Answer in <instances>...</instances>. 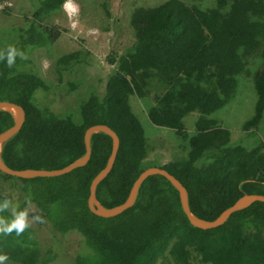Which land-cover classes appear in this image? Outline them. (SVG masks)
Here are the masks:
<instances>
[{
    "label": "trees",
    "instance_id": "1",
    "mask_svg": "<svg viewBox=\"0 0 264 264\" xmlns=\"http://www.w3.org/2000/svg\"><path fill=\"white\" fill-rule=\"evenodd\" d=\"M65 1L39 0L24 25L11 37L0 38V51L15 45L28 57H17L12 68L0 61V100L15 102L25 112L20 130L2 145L6 165L61 168L84 154L87 127L106 124L117 133L119 148L110 172L96 189L105 207L122 203L148 166L162 167L175 176L187 189L191 211L203 219L216 218L243 194L264 195V135L251 129L257 128L264 114V0H231L227 9L226 0L205 10L182 0L135 8L131 14L135 40L120 53L106 56L113 68L104 93L91 90L79 102V121L73 112L56 114L39 105L35 97L38 90L48 89L38 70V51L50 48L61 31L43 22L61 13ZM257 49L262 62L254 75L253 114L243 124L244 138L231 141L230 131L210 114L234 94L236 76L245 68L241 52L250 55ZM84 61V51L75 50L58 57L56 66L63 71ZM152 92L154 105L148 108V117L157 126L186 136L184 116L199 111L186 158L162 165L145 163L146 137L129 96L146 97ZM12 124L11 114L0 110V132ZM245 139L255 142L246 145ZM90 145L88 162L60 176L26 179L0 172L3 179L22 183L19 205L24 208L30 198L36 206L31 216L41 215L62 235L78 233L81 247L72 264H155L160 257V264H191L194 255L198 261L193 264H264L261 201L233 212L217 227L200 229L187 220L171 183L161 175H150L130 208L112 217L92 213L87 205L89 185L106 164L111 138L94 133ZM5 237L18 246L8 252L0 249V254L35 264L38 240L33 226L21 236L0 235V240Z\"/></svg>",
    "mask_w": 264,
    "mask_h": 264
},
{
    "label": "rangeland",
    "instance_id": "2",
    "mask_svg": "<svg viewBox=\"0 0 264 264\" xmlns=\"http://www.w3.org/2000/svg\"><path fill=\"white\" fill-rule=\"evenodd\" d=\"M164 1L166 0H71L66 10V0L61 13L51 14L43 22L57 26L61 31L50 48L40 49L37 54L38 70L48 83V89L36 92L37 103L56 114L73 112L75 119L79 121V102L91 90L100 96L104 93L107 76L113 68L107 63L106 56L110 52L120 53L135 40V30L131 25L133 10L139 6H157ZM182 1L203 10L218 6V0ZM230 3L231 0H226L224 8H229ZM38 4L39 0H0V38L7 34L11 37L13 30L27 22L34 5L36 7ZM75 50L84 51L85 61L70 69L59 71L56 66L57 58ZM241 56L245 68L236 76L234 94L223 107L210 114L221 127L230 131L231 141L242 139L247 134L243 124L253 114L256 100L254 75L262 62L260 49L250 55L241 52ZM152 86L153 90L159 88L157 83ZM129 105L140 121L146 137L145 163L162 165L188 156V137L195 130V123L200 115L198 110L184 116L183 127L186 136H182L174 129L157 126L150 121L148 108L154 105V92L146 97L131 94ZM251 129L257 130L260 136L264 135V114L257 128ZM244 141L246 145L255 142L247 139ZM21 186L22 183L18 180H5L0 177V196L7 194L20 204ZM32 209L30 213L36 211L34 204ZM45 221L32 224L38 240L35 264H72L81 247L78 233L69 232L62 235ZM17 246V241L13 238L5 237L0 240V249L3 252ZM160 259L162 261L161 257ZM160 259L158 258L155 264H160ZM197 261L198 258L194 255L191 264ZM5 264L21 263L8 258Z\"/></svg>",
    "mask_w": 264,
    "mask_h": 264
},
{
    "label": "water",
    "instance_id": "3",
    "mask_svg": "<svg viewBox=\"0 0 264 264\" xmlns=\"http://www.w3.org/2000/svg\"><path fill=\"white\" fill-rule=\"evenodd\" d=\"M0 110L6 111L9 114H11L12 119H13V124L7 129L0 132V147H2V145L8 139H10L13 135H15L20 130L25 120V112L21 105L15 102H12V101H8V100H0ZM98 132H103L107 134L108 136H110L111 149H110V153L107 158L106 164L92 178L90 185H89V195L87 198V205H88L89 210L97 216L112 217L130 208L136 201L138 191H139V188L142 182L150 175H161L165 177L171 183V185L178 192L179 202H180V205H181V208L184 214L187 217V220L192 226L200 228V229H210V228L217 227L223 224L233 212L246 208L255 201L264 202V195L256 194V193H246L240 196L232 205L222 210L216 218L212 220L203 219L191 211L189 207V202H188L187 189L175 176H173L171 173H169L166 169L162 167L148 166L144 170H142L140 174L137 176V178L133 181L131 188L129 190V193L126 199L122 203L112 206V207H105L97 199L96 189H97V185L110 172L113 166L118 148H119V137L117 133L106 124H94V125L87 127L83 135V141L85 145L84 154L76 158L75 160H73L71 163L61 168H57V169H36V168L14 169L5 164V162L2 159L1 150H0V172L11 175L13 177L26 178V179L35 178V177H54V176H60V175L66 174L77 167L84 166L88 162L90 158V154H91L90 139H91L92 134L98 133Z\"/></svg>",
    "mask_w": 264,
    "mask_h": 264
},
{
    "label": "clouds",
    "instance_id": "4",
    "mask_svg": "<svg viewBox=\"0 0 264 264\" xmlns=\"http://www.w3.org/2000/svg\"><path fill=\"white\" fill-rule=\"evenodd\" d=\"M70 4L71 0H68L65 5L66 10H68ZM69 15H71V12H69ZM17 57L21 59L28 58L15 45L7 46L6 52L0 51V61H6L9 68L15 65ZM0 150H2V147H0ZM0 199H2V203H0V235L9 236L15 233L16 236H21L34 222H46L39 214L30 217V211L33 210L30 198L26 199L24 208H21L19 203L14 201V197L7 194L0 196ZM3 213H9V215H3ZM7 260L8 256L6 254H0V264H5Z\"/></svg>",
    "mask_w": 264,
    "mask_h": 264
}]
</instances>
